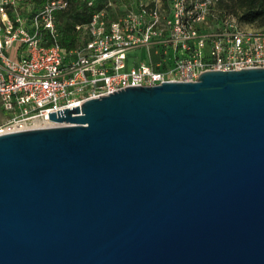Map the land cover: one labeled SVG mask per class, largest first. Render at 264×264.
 I'll return each mask as SVG.
<instances>
[{
    "label": "water",
    "instance_id": "obj_1",
    "mask_svg": "<svg viewBox=\"0 0 264 264\" xmlns=\"http://www.w3.org/2000/svg\"><path fill=\"white\" fill-rule=\"evenodd\" d=\"M113 91L0 133V264H264V67Z\"/></svg>",
    "mask_w": 264,
    "mask_h": 264
},
{
    "label": "built area",
    "instance_id": "obj_2",
    "mask_svg": "<svg viewBox=\"0 0 264 264\" xmlns=\"http://www.w3.org/2000/svg\"><path fill=\"white\" fill-rule=\"evenodd\" d=\"M94 8L77 43L58 41L57 12ZM226 0H0V133L58 125L49 111L127 85L196 80L207 69L264 67V29Z\"/></svg>",
    "mask_w": 264,
    "mask_h": 264
},
{
    "label": "trees",
    "instance_id": "obj_3",
    "mask_svg": "<svg viewBox=\"0 0 264 264\" xmlns=\"http://www.w3.org/2000/svg\"><path fill=\"white\" fill-rule=\"evenodd\" d=\"M225 6L235 12L242 20L255 23L264 29V0H226ZM94 8L87 3L73 1L64 10L57 12L58 17V41L65 48L73 47L78 40L76 23L88 21ZM7 112L0 101V122L7 118Z\"/></svg>",
    "mask_w": 264,
    "mask_h": 264
}]
</instances>
